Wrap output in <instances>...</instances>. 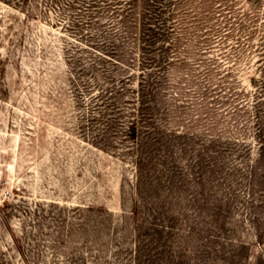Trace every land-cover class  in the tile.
<instances>
[{
	"label": "rangeland",
	"instance_id": "rangeland-1",
	"mask_svg": "<svg viewBox=\"0 0 264 264\" xmlns=\"http://www.w3.org/2000/svg\"><path fill=\"white\" fill-rule=\"evenodd\" d=\"M264 0H0V264H264Z\"/></svg>",
	"mask_w": 264,
	"mask_h": 264
},
{
	"label": "trees",
	"instance_id": "trees-1",
	"mask_svg": "<svg viewBox=\"0 0 264 264\" xmlns=\"http://www.w3.org/2000/svg\"><path fill=\"white\" fill-rule=\"evenodd\" d=\"M262 146H264V144Z\"/></svg>",
	"mask_w": 264,
	"mask_h": 264
}]
</instances>
